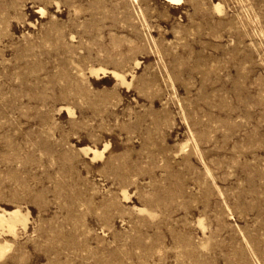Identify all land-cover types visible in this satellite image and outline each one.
<instances>
[{
    "label": "rangeland",
    "instance_id": "1",
    "mask_svg": "<svg viewBox=\"0 0 264 264\" xmlns=\"http://www.w3.org/2000/svg\"><path fill=\"white\" fill-rule=\"evenodd\" d=\"M17 208L0 264H264V0H0Z\"/></svg>",
    "mask_w": 264,
    "mask_h": 264
},
{
    "label": "bare ground",
    "instance_id": "2",
    "mask_svg": "<svg viewBox=\"0 0 264 264\" xmlns=\"http://www.w3.org/2000/svg\"><path fill=\"white\" fill-rule=\"evenodd\" d=\"M166 2L169 3H180L182 2V0H165ZM215 9L219 12L222 11V7L221 5L217 4L215 5ZM39 11L41 13L44 12V10L41 8L39 9ZM105 72L104 69H95L93 70L94 74H98V72ZM112 75L115 78H121L122 79V83H125V78H123L122 76H120L118 73L116 72H112ZM68 112H70V109H67ZM107 147H105L106 149ZM85 153H90L94 155V158H98V157H102L103 156V152H99L98 150L95 149H85L84 150ZM27 222H28V217L26 214H24L20 209H13L10 211H6L3 210L0 212V229H7L10 233L15 234L16 232V228L18 226H23L24 228L27 227ZM10 245L8 243L2 244L0 246V257H3L5 255V253L10 249Z\"/></svg>",
    "mask_w": 264,
    "mask_h": 264
}]
</instances>
